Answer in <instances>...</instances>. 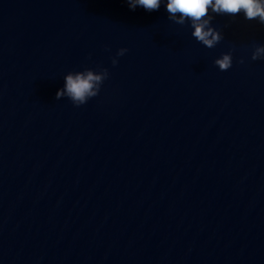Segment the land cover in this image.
<instances>
[{"label": "water", "instance_id": "1", "mask_svg": "<svg viewBox=\"0 0 264 264\" xmlns=\"http://www.w3.org/2000/svg\"><path fill=\"white\" fill-rule=\"evenodd\" d=\"M166 4L0 0V264H264V24Z\"/></svg>", "mask_w": 264, "mask_h": 264}, {"label": "clouds", "instance_id": "2", "mask_svg": "<svg viewBox=\"0 0 264 264\" xmlns=\"http://www.w3.org/2000/svg\"><path fill=\"white\" fill-rule=\"evenodd\" d=\"M127 3L131 10L142 7L152 12L159 10L162 0H127ZM210 9L216 14L232 16L243 12L245 19H258L264 24V0H167L166 4L169 19L180 25L190 20L191 27L194 28L192 36L204 46L213 48L221 41L222 35L211 26ZM126 51L127 49H120L117 55L123 56ZM251 58L264 59V46H257ZM117 63L118 60L114 58L113 64ZM215 64L221 71H227L233 64L232 54H223L222 58L215 60ZM108 76L107 69L70 72L65 76V86L57 92L56 99L66 96L76 106L86 104L89 99L99 94Z\"/></svg>", "mask_w": 264, "mask_h": 264}]
</instances>
